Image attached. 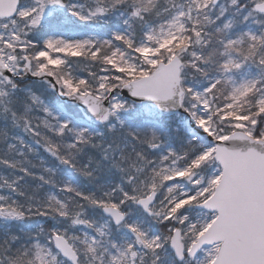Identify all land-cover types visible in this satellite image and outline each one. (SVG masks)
Returning a JSON list of instances; mask_svg holds the SVG:
<instances>
[{
  "label": "snow or ice",
  "instance_id": "snow-or-ice-1",
  "mask_svg": "<svg viewBox=\"0 0 264 264\" xmlns=\"http://www.w3.org/2000/svg\"><path fill=\"white\" fill-rule=\"evenodd\" d=\"M0 264H264V0H0Z\"/></svg>",
  "mask_w": 264,
  "mask_h": 264
}]
</instances>
